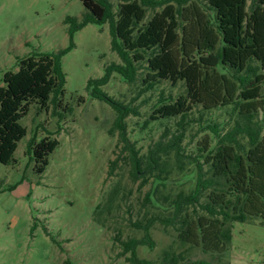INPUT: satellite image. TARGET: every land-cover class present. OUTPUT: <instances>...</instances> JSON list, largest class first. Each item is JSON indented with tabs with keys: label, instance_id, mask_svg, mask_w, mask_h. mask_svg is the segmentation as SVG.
I'll list each match as a JSON object with an SVG mask.
<instances>
[{
	"label": "trees",
	"instance_id": "trees-1",
	"mask_svg": "<svg viewBox=\"0 0 264 264\" xmlns=\"http://www.w3.org/2000/svg\"><path fill=\"white\" fill-rule=\"evenodd\" d=\"M79 1L85 9L82 19L65 20L67 48L22 58L16 71L3 75L0 163L13 161L17 143L26 135L20 120L31 105L40 110L60 105L65 84L61 58L73 48V34L87 24H108L111 51L120 63L105 66L103 75L89 79L86 88L91 98L114 111L109 134L116 131L128 152L132 180L142 179L140 185L149 179L156 182L145 202L164 213L134 224L143 237L118 239L119 255L129 254L130 264H155L139 259L136 249L153 247L149 230L156 222L172 227L182 243L223 255L233 223L257 220L264 226V0H114L116 5L111 0ZM148 11L152 15L146 20ZM143 67L141 93L160 81L173 87L183 83L185 92L173 101L160 97L149 120H174L175 127H166L141 155L126 134L125 120L138 115L136 107L101 87L113 73L132 84ZM199 110L195 120L192 114ZM214 110H223L228 119L200 122L203 113ZM187 135H200L189 151L182 145ZM57 146L58 141L48 137L28 143L26 154L35 173H44ZM173 173L190 186L163 194L160 188Z\"/></svg>",
	"mask_w": 264,
	"mask_h": 264
},
{
	"label": "rangeland",
	"instance_id": "rangeland-1",
	"mask_svg": "<svg viewBox=\"0 0 264 264\" xmlns=\"http://www.w3.org/2000/svg\"><path fill=\"white\" fill-rule=\"evenodd\" d=\"M84 13L79 0H0V86L4 73L16 71L20 59L67 48L65 20L80 21ZM151 15L148 11L146 20ZM72 41L73 48L61 58L65 84L60 105L49 104L47 110L31 105L20 120L26 135L17 143L13 161L0 163V264H130L129 254L119 255L118 239H142L143 231L134 224L164 214L145 202L156 182L149 179L140 185L142 179L132 180L128 152L116 131L109 134L114 111L91 98L86 88L89 79L103 75L105 66L120 63L111 51L108 24H87L73 34ZM145 75L143 67L135 82L128 84L113 73L101 87L109 96L136 107L138 115L125 120L126 134L141 155L166 127H175L174 120H149L160 97L173 101L185 92L183 83L173 87L160 81L141 93ZM200 113L194 111L192 118L197 120ZM207 119L221 123L228 118L223 110H214L203 113L200 122ZM45 137L57 140L58 146L48 156L44 173L37 174L26 154L27 145ZM199 137L187 135L182 145L189 151ZM169 177L166 187L160 188L163 194L190 186L177 173ZM149 232L153 247L138 246L136 255L155 264L173 260L176 264H264V226L257 220L232 224L223 255L182 243L172 227L157 222Z\"/></svg>",
	"mask_w": 264,
	"mask_h": 264
}]
</instances>
